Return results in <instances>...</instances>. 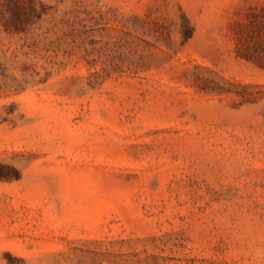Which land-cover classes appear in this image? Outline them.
<instances>
[{"label":"rangeland","instance_id":"rangeland-1","mask_svg":"<svg viewBox=\"0 0 264 264\" xmlns=\"http://www.w3.org/2000/svg\"><path fill=\"white\" fill-rule=\"evenodd\" d=\"M0 264H264V0H0Z\"/></svg>","mask_w":264,"mask_h":264},{"label":"trees","instance_id":"trees-1","mask_svg":"<svg viewBox=\"0 0 264 264\" xmlns=\"http://www.w3.org/2000/svg\"><path fill=\"white\" fill-rule=\"evenodd\" d=\"M188 37V36H187ZM240 57H242V58H244V59H250V56H249V54H248V56H247V54H245L244 52H242V53H240V54H238Z\"/></svg>","mask_w":264,"mask_h":264}]
</instances>
